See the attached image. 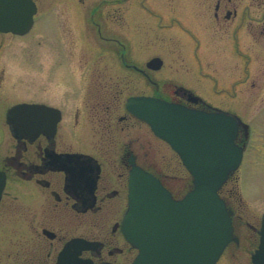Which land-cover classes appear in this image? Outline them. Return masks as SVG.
Here are the masks:
<instances>
[{"label":"flooded vegetation","instance_id":"flooded-vegetation-1","mask_svg":"<svg viewBox=\"0 0 264 264\" xmlns=\"http://www.w3.org/2000/svg\"><path fill=\"white\" fill-rule=\"evenodd\" d=\"M170 1L178 9L174 18L169 17L166 0H147L153 6L152 11L147 10L149 16L141 11V1L134 0L132 10L136 14L127 17L133 27L125 22V0H101L88 7L84 17L95 40L115 46V53L82 55L69 51L54 55L53 64L45 70L49 55L43 56L46 60H33L22 52L12 53L11 42L27 37L34 26L25 34L0 31V122L7 126L0 141V170L6 175L0 198V264H132L138 249L126 238L122 224L133 163L160 178L175 199L189 191L188 174L162 173L140 161L142 155H147L142 153L144 144L140 138L149 134L144 130L141 133L140 123L147 124L126 109L127 98L122 103V83L117 82L113 88L108 85V61L120 62L137 78L143 77L153 89V94L147 95L240 119L243 123L238 127L236 142L243 147V157L253 149L252 142L260 134L256 125L264 139V86L252 81L253 62L264 60V0ZM74 14L76 19L83 18L82 11V17L78 11ZM166 17L185 31L186 36L178 27L173 30L185 46L189 32L196 34L195 41L203 48L210 43L211 50L217 45L212 40L215 38L220 43V58L238 62L240 76L243 74L249 85L245 94L238 98L233 85L221 88L223 74L219 71L213 85L214 102L185 85H176L170 95H162L153 76L157 70L147 63L153 57L159 56L163 62L164 58L151 56L141 65L135 61L140 54L129 55L126 46L139 41L141 22L161 25ZM36 61L43 79L36 86L25 85L26 69ZM92 63L96 67L101 64V69H91ZM217 67L220 69V63ZM45 72L57 80L50 79V84L55 85H45ZM223 90L227 96L220 95ZM19 103L46 106L49 110L39 109L36 119L39 123L55 121V127L37 135L28 131L16 135L7 112ZM241 109L244 113L238 111ZM74 153L82 154V161L93 159L72 179ZM238 178L236 170L220 191L232 211L236 237L221 257L226 251L235 256L243 249L249 255L248 264H255L253 255L261 241L264 209L251 216L245 209V198L237 195L234 185V189H226L231 180L236 184ZM69 243L68 252L63 254Z\"/></svg>","mask_w":264,"mask_h":264},{"label":"water","instance_id":"water-1","mask_svg":"<svg viewBox=\"0 0 264 264\" xmlns=\"http://www.w3.org/2000/svg\"><path fill=\"white\" fill-rule=\"evenodd\" d=\"M36 12L34 0H0V31L27 32ZM162 64L160 57H154L147 66L157 70ZM126 107L180 155L193 183L182 198L175 199L159 178L133 163L122 224L127 239L139 250L132 264H215L236 238L232 211L219 190L242 159L243 149L236 143L242 121L145 95L129 97ZM39 109L49 110L30 103L12 106L7 112L12 131L37 135L41 130H52L55 121L39 123L36 119ZM81 157L72 154V179L91 165L92 157L88 161ZM5 182L6 176L0 171V198ZM261 235L253 255L255 264H264V218Z\"/></svg>","mask_w":264,"mask_h":264},{"label":"rangeland","instance_id":"rangeland-1","mask_svg":"<svg viewBox=\"0 0 264 264\" xmlns=\"http://www.w3.org/2000/svg\"><path fill=\"white\" fill-rule=\"evenodd\" d=\"M36 1L39 9L35 17L34 28L27 37L15 38V40L11 42L12 53L22 52L29 55L33 60L42 58L46 60L45 58L47 57L44 58L43 56L49 55L50 57L48 61L45 62L46 65L43 70L48 69L47 66L53 64L54 58L52 57L54 55L66 54L69 53V51L72 54L77 53L82 55L115 53L112 49L115 48V46L95 40L94 33L90 30L91 27L86 24L84 17V12L87 14L89 11L88 7L98 4L101 0ZM133 1L134 0L127 2L125 0L122 4L126 12L125 22L130 26V20H128L127 17L136 14V10H132ZM140 1L142 5L141 11H146V14L149 16L148 11H152L151 7L153 6L150 3L148 4L147 0L144 5L143 3L145 0ZM166 1L169 3L167 9L171 11V14L168 13L169 17L174 18L178 9L176 5H174V2H172V4L170 0ZM115 5L117 6V4ZM75 11H78V14L79 11H82L84 19H76L74 14ZM172 21V19L166 17L161 25L150 24L151 22L149 21H145V24L141 22L139 41H133L126 46L129 55H135V53L140 54L139 60L135 59V61L141 65L151 56L160 55L164 58V65L162 68L153 73L154 79L160 84L159 89L162 95H170L171 90L176 85H185L202 97H205L208 101L214 102L213 85L217 74H220L219 71L223 74L221 76V88L233 85L238 98L241 97V94L244 95L245 88L249 85L248 83L245 84L243 74L240 76L241 73L238 70V62L228 57H225V60L220 58L222 56L219 50L220 43L214 38L212 40H214L217 45L213 47V50H211L212 45L210 46V43L203 48V45L196 43L193 36V34H196L194 32H189L188 44L185 46L180 40L179 35L173 33V30H176L179 26L175 24V22L173 24ZM55 22H57L58 25H55ZM179 29L185 35V31L181 28ZM134 31H136V29ZM40 33L45 36L40 35ZM53 36H55L54 39L51 38ZM256 39H254V41ZM69 45L72 46V48H70ZM101 46L103 48H101ZM203 54L204 56H202ZM79 63L80 62H78V64ZM218 63H220V69L217 67ZM29 64L31 66L26 69L27 74H25V77L27 81L25 85L33 84L36 86V84H39L43 79L42 75L39 74L42 69L38 61ZM253 65L254 71L252 72V81L257 83L256 86H264V78L263 80L261 79V75H264V60H256L253 62ZM74 66L75 64L72 66L73 70ZM91 66V69H101V64L96 67V64L92 63ZM106 66L108 85L113 88L116 87L117 82L122 83L121 85L124 90L122 103H124L125 99L130 95L153 94L152 87L148 85L143 77L141 79L137 78L132 72L122 67L120 62L108 61L106 62ZM87 69L88 67H84L83 70ZM13 74L14 71H12V75ZM45 75L48 79L45 85H55L50 84L51 78L48 77L49 75L47 72H45ZM51 80L54 79L52 78ZM136 84H140V87H136ZM60 85H63V83H60ZM224 92L225 90H223L220 95L227 96ZM238 111L244 113L243 109ZM255 124H257V122ZM140 126L141 133L143 130L149 132L148 135H142V138H140L141 143L144 144L142 153L147 152V155H142L140 157V161L151 165L155 170L162 173L167 172L172 175H180L182 172L184 176L188 174L189 188H191L192 177L185 169L177 153L169 144L155 136L153 132L150 131L148 125L140 123ZM257 128L256 125V130L261 134L262 130L260 131ZM6 133L7 126L5 122H0V141ZM260 134L253 140V149L244 155L240 168L238 169L240 175V189L243 194V199L245 198V209L250 215L251 213L253 215L260 214L264 209V139ZM233 185V181L231 180L227 184L226 189L233 188ZM231 254L226 251L216 264H248L249 255L243 249H239L235 256L233 254L231 256Z\"/></svg>","mask_w":264,"mask_h":264}]
</instances>
